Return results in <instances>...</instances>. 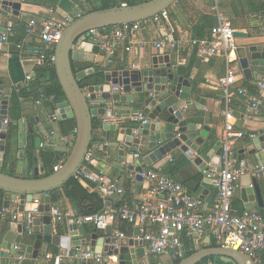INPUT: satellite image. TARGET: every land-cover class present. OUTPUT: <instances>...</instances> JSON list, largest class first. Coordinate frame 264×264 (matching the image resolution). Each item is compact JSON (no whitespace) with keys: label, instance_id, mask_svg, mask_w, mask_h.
<instances>
[{"label":"water","instance_id":"obj_1","mask_svg":"<svg viewBox=\"0 0 264 264\" xmlns=\"http://www.w3.org/2000/svg\"><path fill=\"white\" fill-rule=\"evenodd\" d=\"M70 1L75 5V16L63 15V18H69V25L56 46L54 64L64 99L55 104L51 121L55 124L73 121L77 132L75 135L64 136L61 129L56 133L48 127L42 128L35 146L37 151L42 149L40 159L42 160L43 153L53 154L54 162L57 163L61 154H68L51 175L42 176L38 167L34 166L38 161L34 152L27 158L28 165L33 169V177H16L0 171L3 209L11 211L12 203L18 201L19 208L14 213L23 214L26 205L32 204L35 198L40 199L41 203L38 208L41 216L33 220L31 229H26L22 223L11 225L10 233L13 236L2 244L0 242V247L8 251L7 256L15 258L16 264L20 263L21 257L38 259L43 255L44 244L60 248L63 257L74 258L85 248L94 255L105 254L106 261L103 264H127L128 256L132 264H138V259L145 256L147 249L135 238L139 232L137 228L134 230V237L127 242H120L113 236L111 227L98 231L88 224L76 225L73 221L68 227L70 240L65 236L54 235L53 217L50 215L51 194L74 180L85 165L96 127L100 124L103 132L108 133V148L111 153L112 150L116 151V158L114 163L108 166L107 161L102 162L94 157L86 172L92 174L91 168L95 167L106 177L110 169H115L121 179L132 181L138 194L150 177L151 169L178 149L206 174L212 168L220 171L221 142L214 144L215 140L210 136L209 128L196 122L192 123V119L186 116L187 111L180 106V102L190 98V94L184 89L192 92L197 83L192 82L191 74H186L185 67L178 66L170 56L153 57L143 66H124L121 70L105 68L100 84L88 87L86 93L85 88L81 87V82L95 74L94 69L76 72L72 66L74 48L90 31L150 20L169 10L178 0H147L135 5L118 4L85 14L80 10L79 0ZM18 5L0 1V22L9 9L15 10ZM4 31L0 24V34ZM235 37L246 39L248 35L236 32ZM83 45L87 51L93 50L94 54L103 55L100 48L91 41ZM235 53V65L246 80H251L252 76L258 78L259 73L264 74V42L238 47ZM11 95L12 91L7 90L0 100V153L3 155L11 154L15 149L12 125L4 123L9 117ZM262 108L264 109V106ZM141 113L147 116L149 121L138 127L134 119ZM69 137L73 138L72 142L66 141ZM43 139L46 140L45 145H42ZM252 143L240 158L255 156L259 164L263 165L264 155L261 149L264 138ZM20 153L22 155L24 151L21 150ZM135 154L140 155L139 160L134 158ZM24 159L25 156L21 157V160ZM206 159L210 161V166H207ZM212 196L215 197V194ZM201 198L205 199L204 196ZM241 198L246 210H255L256 207L264 210L262 188L255 181L252 185L249 176L241 179ZM210 235V230H207L206 248L197 250L192 256L182 259L179 264H201L210 258H215L211 264H255L251 258L239 251L214 247ZM75 241H85V244L68 250V244ZM100 245L102 250L98 252L96 247ZM43 257H46V254ZM78 264L95 263L88 260L78 261Z\"/></svg>","mask_w":264,"mask_h":264},{"label":"crops","instance_id":"obj_2","mask_svg":"<svg viewBox=\"0 0 264 264\" xmlns=\"http://www.w3.org/2000/svg\"><path fill=\"white\" fill-rule=\"evenodd\" d=\"M1 2H11L19 4L18 7L13 10L9 9L1 18V26L4 28L6 23V15L12 14V20L15 23V32L18 36L23 35L22 42L24 43V49L18 50L15 41L9 43H0V100L5 95L7 90L12 91V95L9 100L8 106V120L12 125V138L15 142V149L11 154L3 155L0 153V171L14 175L16 177H33V169L27 163L28 155L31 152L37 154L38 161L34 163V166L38 167L42 176L45 175L46 169L44 162L40 159V153L36 150V139L41 134V130L44 127H48L49 130L58 133L61 129V124L51 121V117L55 111V103L50 100H42L41 104L37 105L39 93L27 90L24 87L25 78L27 75H32L33 79L30 84L37 78V72L42 68L39 64V57L43 47L41 37L37 34L34 36L26 37L24 35L26 25L31 20H36L38 23L42 21L56 18L62 19L64 14L75 16V5L70 0H27L26 3H21V0H0ZM80 10L82 14H85L88 7H95L100 4L101 0H79ZM197 8L192 12L184 10L185 0H180L177 6L174 8L172 20L174 25L179 31L189 32L193 36L198 33H203V37L210 34L211 30L217 25V17L210 11L212 0H191ZM229 0L224 1L221 4L222 12L232 18L233 27L238 33L247 34L246 39H237V47H242L248 44H255L264 42V17L256 15H240L237 16L232 12V8L229 6ZM21 6V7H19ZM22 6H26L24 9ZM226 11V12H225ZM17 12L18 14H14ZM201 29V30H199ZM198 31V32H196ZM137 39L140 41H156L160 39L157 28L155 26H144L143 30L138 34ZM20 42V43H22ZM88 40L83 38L78 42L72 53V66L76 72L85 71L87 69H94L95 74L101 73L105 68L108 70H121L123 67L143 66L147 64L153 57L156 56H170V58L178 65L185 67L186 74H191L190 80L197 83V87L194 91L184 89L185 92L190 94V98L187 101L180 102V106L184 108L187 113L186 116L192 119V123L196 122L204 127L209 128L210 136L214 138V144L217 141H222L224 135L225 125V112L230 109L234 113L235 127L247 132H253L262 134L264 132V109L253 120H245L244 115L246 112V99L239 94V89L253 90V85L257 80L264 79V74L259 73L258 78L252 76L251 80H246L235 65L237 56L236 53L230 54L228 60L225 56H218L211 58L208 62L200 60L195 53L191 52H168L159 51L152 45H148L142 49L135 47L131 49L129 42L120 44L116 50L113 63L110 66L106 64V58L101 54H94L92 51H87L86 46L83 43H88ZM228 63L232 64L238 72L237 83L234 85L230 100L227 101L223 91L219 85V81L226 74ZM257 72V71H255ZM93 74V75H95ZM92 76V75H91ZM16 86H20L19 92L16 91ZM42 93V92H41ZM111 106V104H109ZM264 106V105H263ZM32 131V133H31ZM73 135V132H69L64 136ZM63 136V137H64ZM64 140V138H63ZM73 138L69 137L66 141L72 142ZM109 135L103 132L100 124L96 127L93 135L92 147L90 152L97 157L100 161H107L106 165L114 163L116 158V151H110L109 147ZM46 140H42V145H45ZM252 142L249 140L235 141L233 149L237 156H241L246 148L252 146ZM264 143L262 144V147ZM21 150L24 154L21 155ZM53 150V149H50ZM25 156L24 160L21 157ZM68 154H61L59 161H57L55 169L62 164L67 158ZM246 159L253 165L259 164V161L255 156H247ZM185 161L188 163L185 165ZM207 166H210V161L206 159ZM260 165V164H259ZM170 166H175L176 170L173 173V179L181 183L189 193L194 197L204 196L206 203V209L211 210L216 202V189L212 185V178L214 168H212L207 174L201 171L192 160L180 150H175L171 154L167 155L161 162L156 164L151 169V176L145 181L140 194L137 193L136 186L132 181L121 179L119 172L115 169L108 171L105 179L108 182L115 183L128 192L131 189L133 198H127L131 202H139L147 197H158L151 195L152 190L157 183V177H153L154 170L162 172ZM92 175L95 177L102 176L98 168L92 167ZM153 170V171H152ZM202 177L201 181L197 180V177ZM264 196V180L259 182ZM84 188L90 193H97V183L95 181H89L83 184ZM215 194V197L212 196ZM0 207H3L4 196L1 198ZM203 199V198H202ZM208 200V202L206 201ZM91 205L90 202H86L82 205L81 210L75 208L68 199L61 198L58 203L52 206L58 207L64 214V217L59 220H53V228L55 230L54 235L65 236L69 238L68 227L69 224L81 215L82 212ZM32 207V204L26 205L25 212ZM19 208L18 201L12 203L11 213L13 214ZM3 209V208H1ZM245 209L244 203L241 198V186L237 190L235 195L233 210L240 211ZM88 211L90 209H87ZM255 210L262 211L257 207ZM15 224L12 219L0 220V242L1 244L13 236L10 233L11 225ZM111 227L113 236H116L117 232L125 234L127 239L119 240L120 242L130 241L134 236L133 227L129 224L116 221L112 222L107 228ZM132 234L130 235V232ZM93 238L96 239L94 236ZM207 231L202 236L193 242L194 249L200 250L206 248L207 244ZM85 241H75L68 244V250L73 247L84 246ZM144 246V245H143ZM96 250L100 252L102 246H97ZM43 255L38 259H21L19 264H54L58 256H61V249L53 245L44 244L42 249ZM58 252V255L56 254ZM80 252H88L87 249L82 248ZM8 251L2 250L0 247V264H16L15 258L7 256ZM7 256V257H6ZM103 258V262L106 261L105 254L100 255ZM63 257V256H62ZM127 264H132L130 257H127ZM61 264H78L76 256L74 258L63 257ZM138 264H174L169 257H157L152 256L146 252L145 256L138 259Z\"/></svg>","mask_w":264,"mask_h":264},{"label":"built area","instance_id":"obj_3","mask_svg":"<svg viewBox=\"0 0 264 264\" xmlns=\"http://www.w3.org/2000/svg\"><path fill=\"white\" fill-rule=\"evenodd\" d=\"M224 1L226 0H212L210 11L216 15L217 25L206 37L198 38L189 32L179 31L171 22L169 9L144 22L124 24L111 29L92 30L83 39L91 41L100 48L106 58L107 66L113 63L118 46L126 41L131 44V49L135 47L142 49L152 45L159 51L195 53L204 62L218 56H225L228 60V56L235 54L238 47L232 18L221 9ZM21 3H26V0H21ZM68 25L69 18H51L41 23L31 20L26 25V37L37 34L41 37L43 47L39 57L40 66L54 67L56 46ZM146 25L157 28L159 40L147 42L137 39ZM4 29L5 31L0 34V43H9L16 34L15 23L10 13L6 15ZM16 47L18 50H23L24 43H18ZM237 78V70L228 63L226 74L219 81L227 101L230 100ZM32 79V75H27L24 87H29ZM20 89V86H16L17 92ZM84 91L86 93L87 88ZM238 91L246 99L244 119L253 120L258 117L264 105V79L257 80L253 90L244 88ZM42 100L47 98L42 95L37 105L41 104ZM234 119L233 111L228 109L225 112L224 135L221 141V170L215 169L211 180L216 189V202L211 210L206 209L204 199L192 196L181 183L168 176L160 175V172L154 173L153 177H157L158 181L151 193L158 197H147L136 203L128 201L125 198L126 191L117 182L111 183L104 176L95 177L86 172L94 159V155L89 152L85 165L75 179L82 185L89 181L97 183L103 208L97 214L77 217L74 223L88 224L98 231L106 230L112 222L116 221L129 224L133 229L139 230L135 238L143 243L149 254L169 257L174 263L185 258L183 237L196 242L204 232L210 230V238L218 247L239 251L251 258L255 264H264V210H245L240 214L233 211L235 195L240 189L242 177L249 176L252 185L253 181L259 183L264 180V164L253 165L246 157L240 158L236 155L233 145L235 141L253 142L264 138V132L257 134L237 129ZM134 121L140 127L149 120L141 113ZM4 123L9 124V120H5ZM76 132L75 128L73 134L75 135ZM134 133H137V129ZM261 151L264 155V146ZM134 158L139 160L140 155L135 154ZM40 205V199L35 198L32 207L23 214H12L10 210L1 209L0 220L12 219L14 223H22L26 229L30 230L33 220L41 216L38 210ZM50 215L53 220L64 217L56 206H52ZM115 237L119 240L127 239L121 232H117ZM76 258L80 262L93 260L95 264H103L104 261L101 256L94 255L90 251L79 252ZM62 260L63 257L58 256L54 264H61Z\"/></svg>","mask_w":264,"mask_h":264},{"label":"trees","instance_id":"obj_4","mask_svg":"<svg viewBox=\"0 0 264 264\" xmlns=\"http://www.w3.org/2000/svg\"><path fill=\"white\" fill-rule=\"evenodd\" d=\"M27 1V0H26ZM147 0H101L100 4L98 6L93 7L91 10L86 11L85 13H89L92 11H97L100 9H107L114 7L118 4H128V5H135L137 3H141ZM229 6L232 8V12H234L237 16L240 15H256L260 17H264V0H229ZM111 29V28H108ZM201 30V29H199ZM198 32V31H196ZM200 32V31H199ZM196 33L194 37H203V33ZM25 35V32H24ZM23 40V35L18 36L15 34V36L11 39V41H15L16 43H20ZM104 71V70H103ZM103 71L99 74L92 75L88 77L86 80L81 82V87L82 88H88L90 86L98 85L100 84L102 77H103ZM29 91H34L36 93H39L38 99L42 95H44L47 100L52 101L53 103H57L58 101L64 99V94L61 89V86L59 84V81L56 76V72L54 67H42L38 72H37V78L27 87ZM61 130L63 133L66 135L69 132H74L75 130V125L73 121H66L61 124ZM42 161L44 162V166L46 169V173L44 176L51 175L55 171V166L57 163L54 162V155L53 154H48V153H43L42 156ZM188 162L185 161V165ZM175 166H170L166 170H163L159 174L162 176H168L173 179V173L175 172ZM153 171V170H152ZM155 173L157 171L154 170ZM175 180V179H174ZM198 181L202 180V177H197ZM3 193H0V201L2 200ZM52 202L54 204L58 203L61 198H66L70 201V203L75 207L78 208L79 210L83 209L82 205L86 202H90L91 205L86 209V211L82 212L83 215L81 216H86V215H93L99 213L102 208H103V200L101 199L100 195L97 193L90 194L84 186L79 183L76 179L70 181L68 184H66L61 190L54 192L51 194ZM125 198H133V194L131 192V189L126 191V197ZM2 207H0L1 210ZM87 209H90L89 211ZM246 209L240 210V211H234L235 213H242ZM80 217V216H79ZM132 229L130 232V235L132 234ZM182 243L183 247L185 250V258L192 256L193 254L196 253V250L193 247V242L186 239L185 237L182 238ZM214 247H218L215 242ZM58 255V252H56ZM215 258H210L207 260H204L201 264H211L214 262ZM181 260H177L174 264H179Z\"/></svg>","mask_w":264,"mask_h":264},{"label":"rangeland","instance_id":"obj_5","mask_svg":"<svg viewBox=\"0 0 264 264\" xmlns=\"http://www.w3.org/2000/svg\"><path fill=\"white\" fill-rule=\"evenodd\" d=\"M177 5H179V4H177ZM174 7V6H173ZM173 7H171L170 8V18H171V22H172V24H174V21L172 20V17H174V15H173V12H174V9H173ZM177 6H175L174 8H176ZM185 8H184V10L186 11L187 10V12H192V11H194L195 10V8H197V6L191 1V0H185V6H184ZM89 9L88 10H86V11H89V10H91L93 7L91 6V7H88ZM226 12V11H225ZM226 14H227V12H226Z\"/></svg>","mask_w":264,"mask_h":264}]
</instances>
